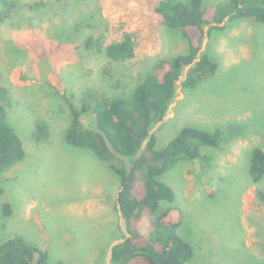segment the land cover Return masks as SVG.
<instances>
[{"label":"rangeland","instance_id":"obj_1","mask_svg":"<svg viewBox=\"0 0 264 264\" xmlns=\"http://www.w3.org/2000/svg\"><path fill=\"white\" fill-rule=\"evenodd\" d=\"M0 22V84L11 89L14 105L7 122L19 134L25 156L0 175V240L23 237L68 264H110V248L125 235L116 208L118 176L87 148L65 140L69 109L90 92L126 96L155 69L161 56L187 51L179 29L166 27L155 11L160 0H16ZM205 5L214 0H204ZM206 35L199 55L218 64L193 89L183 88L151 130L156 149L184 126L209 132L221 128L228 139L201 146L200 158L181 160L162 175L184 220L178 234L193 247L186 264H264V177L249 173L251 151L264 149V23L252 18L224 21ZM210 24L204 26L205 32ZM131 34L135 55L116 62L97 49ZM197 60V59H196ZM49 136L33 139L36 117ZM95 128V116H81Z\"/></svg>","mask_w":264,"mask_h":264},{"label":"trees","instance_id":"obj_2","mask_svg":"<svg viewBox=\"0 0 264 264\" xmlns=\"http://www.w3.org/2000/svg\"><path fill=\"white\" fill-rule=\"evenodd\" d=\"M160 0L155 11L162 23L179 29L187 42V51L172 58L161 56L155 69L126 96H98L87 92L74 104L65 97L69 109V124L65 130L67 143L92 150L107 162L119 179L116 208L125 225V235L110 248V264H186L194 252L192 245L177 230L184 215L171 205L159 211L160 202L173 203L175 194L162 175L181 160L200 158L201 146L218 147L228 138L221 128L209 132L184 126L163 148L156 149V137L151 132L163 119L176 96V84L185 67L189 66L181 85L193 89L213 75L218 64L207 53L199 55L206 35L222 29L224 21L252 18L264 23V0ZM16 0H0V22L17 8ZM210 24L205 32L204 26ZM111 61H129L135 55L133 36L125 34L97 49ZM197 59V60H196ZM154 102V109L150 105ZM11 89L0 84V175L25 156L19 134L7 122V109L14 105ZM92 112L95 128L86 127L81 116ZM49 136V124L44 117H36L33 139L36 142ZM203 157L205 155H202ZM249 173L254 182L264 177V149L251 151ZM2 216L12 209L2 201ZM257 193L264 199L261 190ZM1 229V226H0ZM103 255L98 264H102ZM0 264H68L49 259L46 250L30 244L23 237L0 240Z\"/></svg>","mask_w":264,"mask_h":264},{"label":"water","instance_id":"obj_3","mask_svg":"<svg viewBox=\"0 0 264 264\" xmlns=\"http://www.w3.org/2000/svg\"><path fill=\"white\" fill-rule=\"evenodd\" d=\"M150 105H151V107H152V109H154V102L153 101H150Z\"/></svg>","mask_w":264,"mask_h":264}]
</instances>
